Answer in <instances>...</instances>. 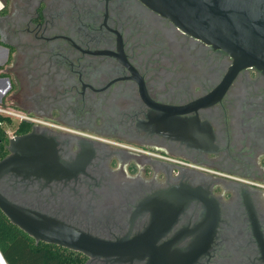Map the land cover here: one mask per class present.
<instances>
[{"label":"flooded vegetation","instance_id":"af4514ba","mask_svg":"<svg viewBox=\"0 0 264 264\" xmlns=\"http://www.w3.org/2000/svg\"><path fill=\"white\" fill-rule=\"evenodd\" d=\"M2 2L29 119L1 127L0 192L102 242L49 243L80 264H264V73L140 0Z\"/></svg>","mask_w":264,"mask_h":264},{"label":"water","instance_id":"95a60500","mask_svg":"<svg viewBox=\"0 0 264 264\" xmlns=\"http://www.w3.org/2000/svg\"><path fill=\"white\" fill-rule=\"evenodd\" d=\"M140 1L185 33L229 55L234 68L253 67L264 73V0ZM13 160L0 161V174ZM0 210L36 241L85 250L102 244L55 218L10 201L1 192ZM0 264H6L1 253Z\"/></svg>","mask_w":264,"mask_h":264},{"label":"trees","instance_id":"16d2710c","mask_svg":"<svg viewBox=\"0 0 264 264\" xmlns=\"http://www.w3.org/2000/svg\"><path fill=\"white\" fill-rule=\"evenodd\" d=\"M2 116H0V120ZM23 124H20V129ZM0 137L5 133L0 127ZM6 139V138H5ZM0 253L6 264H80L79 258L59 247L36 241L9 221L0 210Z\"/></svg>","mask_w":264,"mask_h":264},{"label":"built area","instance_id":"2783aa9c","mask_svg":"<svg viewBox=\"0 0 264 264\" xmlns=\"http://www.w3.org/2000/svg\"><path fill=\"white\" fill-rule=\"evenodd\" d=\"M3 7V2L0 0V11ZM9 59V50L5 44L0 41V127L5 129L7 135L12 134V128L21 121L28 120L29 117L20 110L15 109L7 102V96L11 92V82L4 68ZM9 127V129H7Z\"/></svg>","mask_w":264,"mask_h":264},{"label":"rangeland","instance_id":"374dc122","mask_svg":"<svg viewBox=\"0 0 264 264\" xmlns=\"http://www.w3.org/2000/svg\"><path fill=\"white\" fill-rule=\"evenodd\" d=\"M5 74H7L6 72H5ZM8 75V74H7ZM7 102L9 103V104H11V102H12V91L8 94V96H7ZM7 129H9V127L7 128ZM10 129H11V127H10Z\"/></svg>","mask_w":264,"mask_h":264}]
</instances>
